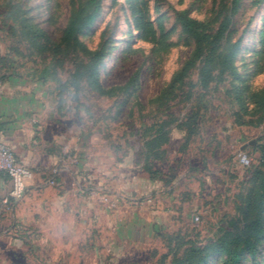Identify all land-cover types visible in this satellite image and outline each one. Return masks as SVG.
Returning a JSON list of instances; mask_svg holds the SVG:
<instances>
[{
	"label": "rangeland",
	"instance_id": "374dc122",
	"mask_svg": "<svg viewBox=\"0 0 264 264\" xmlns=\"http://www.w3.org/2000/svg\"><path fill=\"white\" fill-rule=\"evenodd\" d=\"M232 8L233 0H0L4 88L22 100V111L39 112L25 126H40L65 163L84 149L100 161L96 147L103 144L120 159L139 160L144 173L175 195L174 213L154 234L108 248L102 221L93 218L84 233L56 251L60 264H187L190 241L219 246L236 238L248 194L264 186V0H240ZM92 13L94 21L67 39L71 19L81 25ZM179 14L199 23L201 47ZM222 22L229 28L218 41ZM92 51L103 57L98 61ZM93 66L106 90L102 94L93 86ZM189 115L196 116L192 133L184 125ZM159 138L163 159L155 158ZM0 142L19 160L13 145ZM244 155L249 164L241 160ZM56 167L45 174H58ZM0 174L10 181L9 196L12 180L6 170ZM23 197L7 204L16 206ZM254 204L251 216L261 215L264 226V203L257 197ZM35 238L14 229L1 243L0 260L43 264L40 250L27 242ZM250 239L257 241L254 255L245 252L240 264H264V234ZM226 259L215 252L198 264Z\"/></svg>",
	"mask_w": 264,
	"mask_h": 264
},
{
	"label": "crops",
	"instance_id": "0c3cea01",
	"mask_svg": "<svg viewBox=\"0 0 264 264\" xmlns=\"http://www.w3.org/2000/svg\"><path fill=\"white\" fill-rule=\"evenodd\" d=\"M9 94L6 85L0 98V140L15 147L19 160L32 167L33 175L27 181L23 199L10 206L3 199L8 196L11 184L7 175L0 174V246L14 229L26 230L31 240L37 237L36 241L27 242L40 250L38 261L60 264L56 251L66 246L65 240L79 231L84 233L93 218L102 222L104 219V223L100 221L101 228L107 236L105 245L110 248L132 236L154 234L161 220L164 222L169 213H174L172 187L167 188L156 177L144 173L139 160L134 162L127 156L120 159L115 149L105 151V145L101 144L96 147L102 151L100 161L93 162L90 149H84L74 151L77 154H72L65 163L59 151L49 148L48 142L52 140L44 139L40 126H25L26 119L39 112L33 115L22 111L19 108L22 100ZM12 102L18 105L12 106ZM71 145L76 150V143ZM48 165H57L58 174L51 175V171L45 174ZM92 171L94 179H90ZM93 181L91 190L89 185ZM96 200L102 207L94 209ZM14 242L24 245L21 241ZM9 243L12 246V241ZM0 264L9 262L0 260Z\"/></svg>",
	"mask_w": 264,
	"mask_h": 264
},
{
	"label": "trees",
	"instance_id": "16d2710c",
	"mask_svg": "<svg viewBox=\"0 0 264 264\" xmlns=\"http://www.w3.org/2000/svg\"><path fill=\"white\" fill-rule=\"evenodd\" d=\"M239 2L240 0H233V8H232L233 12L237 10L239 6ZM94 18H95V13L88 15L85 19V22L81 25H77L76 18H72L68 26L67 32H66V38L67 39L71 38L84 25L91 24L94 21ZM178 20L181 22L185 31L190 32L195 36L198 42V46L201 47L202 42H203V36L196 30V27H198L199 23L196 21L187 19L183 14L178 15ZM228 28H229V22H222L218 31L215 34V38L218 41L221 40ZM238 44H239V41L237 42L236 45ZM92 54L96 57L98 61L103 57V54L100 51H92ZM187 65L183 67L181 73L176 75L175 80H181L182 75L184 71L186 70ZM95 66H93L92 68L93 86L99 91V93L102 94L106 92V90H104L102 84L98 81L96 77L97 73H96ZM45 70L47 71V69H44V71ZM0 78L4 81V78L2 76H0ZM184 125L187 126L188 130H190V133H192L193 130L196 129L197 127L196 116L189 115L186 121L184 122ZM160 141H161L160 138L156 140V146H158L156 149H159L160 151L159 152L155 151L156 152L155 158L163 159L166 150L164 148L162 149L163 144L162 142L160 143ZM147 152H148L147 153L148 155L151 153V151L149 150ZM148 170H150L151 172H154L152 171V169H150L149 165H148ZM257 197L260 198L261 203H264V186L261 185L258 193L255 190H252L248 194L245 200L246 202L245 208L241 209L244 224H243V227L240 228L241 229L240 232L236 234L235 239H233L231 242L226 241L224 243H221L219 246L216 245L215 243H208L204 245L203 247L196 246L195 245L196 241H190L191 245H190V248L188 249V256L185 257V260H184L185 263L186 262L187 264L201 263L205 260L206 257L210 256L212 253H215V252H221V253L226 254L227 259L224 264H240L241 258L245 252H249L250 254L254 255V252H255L254 247L257 241H251L250 238L254 237L255 239H258L264 234V226L262 223L261 215H257L254 218H252L251 216V214L253 213L255 209L254 202L257 199ZM243 237H244V240H242ZM204 252L205 254L203 255V257H200L199 259H197L196 263H194L193 259L195 257H198L199 254H203Z\"/></svg>",
	"mask_w": 264,
	"mask_h": 264
},
{
	"label": "built area",
	"instance_id": "2783aa9c",
	"mask_svg": "<svg viewBox=\"0 0 264 264\" xmlns=\"http://www.w3.org/2000/svg\"><path fill=\"white\" fill-rule=\"evenodd\" d=\"M3 89L4 81L0 78V97ZM241 160L245 164L250 163L247 155L242 156ZM1 170L7 171L13 183V189L10 192V195L4 199V203H8L10 198L16 200L21 199L24 193L25 182L32 177L33 173L17 159L8 145L0 142V171ZM51 182L55 183V179H52Z\"/></svg>",
	"mask_w": 264,
	"mask_h": 264
}]
</instances>
